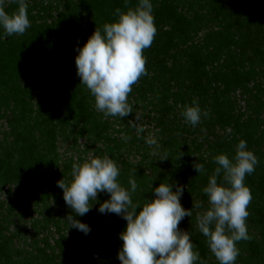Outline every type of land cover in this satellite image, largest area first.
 <instances>
[{"label": "trees", "instance_id": "trees-1", "mask_svg": "<svg viewBox=\"0 0 264 264\" xmlns=\"http://www.w3.org/2000/svg\"><path fill=\"white\" fill-rule=\"evenodd\" d=\"M25 2L30 28L0 38V264H96L100 255L99 264H121L123 242L111 232L116 225L124 231L126 221L98 211L109 194L99 193L92 209L76 217L91 228L84 235L69 230L63 216L72 209L57 187L63 178L71 182L74 163L104 155L117 164L121 186L130 190L135 179L134 204L152 199L161 183L183 186L181 204L192 216L178 227L205 264H219L197 216L210 207L202 189L217 167L214 157L234 160L241 140L259 163L244 180L252 196L250 239L237 242L235 264H264V0H151L157 31L143 50L148 75L131 86L133 113L124 118L96 110L76 74L75 49L115 22L116 9H134L138 0ZM3 7L18 10L14 0ZM193 102L202 112L195 127L182 116ZM136 113L144 128L139 135L128 123ZM149 136L158 142L157 154L145 143ZM196 162L205 174L194 171ZM35 208L36 217L28 216Z\"/></svg>", "mask_w": 264, "mask_h": 264}, {"label": "clouds", "instance_id": "clouds-1", "mask_svg": "<svg viewBox=\"0 0 264 264\" xmlns=\"http://www.w3.org/2000/svg\"><path fill=\"white\" fill-rule=\"evenodd\" d=\"M14 2L18 4V10L9 14L3 7L4 0H0V28L4 30L0 38L23 35L31 26L25 0ZM152 12L151 0H138L137 6L126 12L118 8L115 22L105 23L102 31L96 28L83 47L78 42L76 74L80 84L95 98L96 110L105 118H124L133 113L127 98L131 86L141 76L148 75L143 50L152 45L157 31ZM201 115L195 102L193 106H185L182 113L193 127L200 122ZM139 119L140 114L136 113L135 119L128 121L138 135L144 132L137 123ZM145 143L153 147V154H157L159 145L155 138L146 137ZM246 149V141L241 140L236 146L234 160L224 154L215 156L217 167L202 189L210 207L197 216V226L219 264H235L239 255L237 242L250 239L246 209L252 196L244 180L255 171L259 160ZM162 160H166V155ZM192 167L199 175L206 172L200 162L193 163ZM119 174L117 164L104 155L83 164L74 163L71 182L65 183L64 178L57 181L66 205L74 213L65 219L69 229L88 235L90 226L75 217L85 216L93 207L90 201H97L99 193H107L109 199L100 204L99 213L116 214L126 221L124 231L118 236L123 242L117 257L121 264H205L199 252L193 250L189 233L178 227L185 217L192 216V209L186 210L181 204L184 187L161 183L153 189L152 199H147L143 205L134 204L131 193L137 190V183L130 178L128 190L118 182ZM221 175L222 182L218 183Z\"/></svg>", "mask_w": 264, "mask_h": 264}, {"label": "rangeland", "instance_id": "rangeland-1", "mask_svg": "<svg viewBox=\"0 0 264 264\" xmlns=\"http://www.w3.org/2000/svg\"><path fill=\"white\" fill-rule=\"evenodd\" d=\"M83 142H84V141H83ZM83 142H81L80 145H84ZM65 147H66V144H63V145H62V150H63V151H64ZM89 158H90V157H89ZM89 160H90V159H89ZM73 161H74V160H73ZM39 210H40V209L35 208V210H34L33 212H32V211H29L27 214H28V216H30V215H34V217H36V214L39 212ZM56 212H58V214L62 216V213H61V212H60V213H59V211H56ZM69 213H70V212H69ZM69 213L66 212L65 215L63 216L64 221H65V219H66V217H67L68 215H73L72 212H71V214H69ZM112 217H113V216H111L110 218L112 219ZM75 218H76V217H75ZM76 219H77V218H76ZM33 220H34V218L31 219L32 222H33ZM65 222H66V221H65ZM63 223H64V222H61V224H60V225H61V230H62V232L67 233L68 231H66V230L68 229L69 226L66 227V228H64ZM29 226H30V225H29ZM69 230H70L71 233H72L73 230H72V229H69ZM112 230H113V231H112L111 233H112L113 235H118V236H119V234L121 233V231H120V230H121V226L116 225L115 228H113ZM52 231H53V233H54V238H53V239H57V238H58V234H55V232H56V231H55V228H53ZM17 247L20 248V249L25 248V249H23V251L26 250V247H25L24 245L22 246V245L17 244ZM88 251H89V254H90V250H88ZM93 251H94V250H93ZM95 251H96V250H95ZM86 252H87V251H86ZM96 257H97V256H96ZM94 261H95L96 264H99L100 261L103 262V258H102V256L100 255L99 257H97L96 259H94ZM104 263H105V262H104Z\"/></svg>", "mask_w": 264, "mask_h": 264}]
</instances>
